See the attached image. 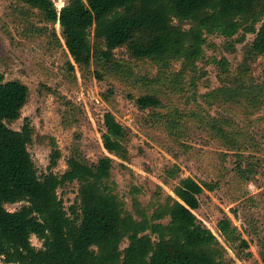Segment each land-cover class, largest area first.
<instances>
[{
	"label": "trees",
	"instance_id": "trees-1",
	"mask_svg": "<svg viewBox=\"0 0 264 264\" xmlns=\"http://www.w3.org/2000/svg\"><path fill=\"white\" fill-rule=\"evenodd\" d=\"M18 1L39 11L47 24H59L74 63L82 71L95 66L98 80L119 70L116 51L122 48L132 59L166 66L181 61L183 74L195 73L197 61L204 57L206 35L233 39L242 28L254 34L260 22L241 74L248 72V60L264 55V0H70L60 11L53 0ZM219 64L229 72L226 60ZM246 83L236 80L237 92L218 94L252 107L264 105V89ZM28 99L26 85L6 82L0 74V264H227L226 247L194 213L204 190L213 191L214 185L180 178L177 168L170 169L168 178L178 179L173 194L163 195L159 187L147 206L134 196L128 211L112 181V157L90 164L74 150L67 170L56 174L52 170L61 152L55 142L50 172L39 176L29 152L33 128L29 123L20 131L7 126L21 118ZM136 104L142 110L163 107L154 94L137 97ZM181 119L168 123L179 131ZM103 123L105 150L130 162L126 128L111 112ZM72 183L78 184V194L68 212L58 190ZM18 203L25 205L14 212L7 209ZM218 231L233 249H249L228 217L219 222ZM32 236L43 242L42 248L33 246Z\"/></svg>",
	"mask_w": 264,
	"mask_h": 264
},
{
	"label": "rangeland",
	"instance_id": "rangeland-1",
	"mask_svg": "<svg viewBox=\"0 0 264 264\" xmlns=\"http://www.w3.org/2000/svg\"><path fill=\"white\" fill-rule=\"evenodd\" d=\"M69 1L53 0L59 11ZM261 25L256 24L254 34L242 28L233 39L206 35L204 57L197 61L195 73L183 74L181 61L166 66L132 59L122 48L116 51L119 70L98 80L95 66L82 71L74 63L59 24H47L39 11L18 0H0V74L6 82L20 81L29 89L21 118L7 126L20 131L29 123L33 128L29 152L39 176L50 172L54 142L61 152L52 170L56 174L67 170L74 150L90 164L112 157V181L128 211L134 196L147 206L159 187L163 195H172L178 179L168 178L170 169L177 168L180 178L214 185L213 191L205 189L200 196V208L194 212L199 222L226 247L227 264H264V105L227 101L223 94L237 92L236 80L264 89V55L247 61L246 74L239 70ZM243 36L242 43H235ZM222 60L227 61L229 72H223ZM143 94L158 96L163 107L140 109L136 99ZM107 112L127 130L128 163L104 148ZM179 118L182 128L176 131L168 121ZM77 194V183L58 190L68 212ZM24 205L7 209L14 212ZM226 217L249 242L248 250L225 244L218 224ZM31 242L42 248L36 236ZM126 246L127 242L122 248Z\"/></svg>",
	"mask_w": 264,
	"mask_h": 264
}]
</instances>
